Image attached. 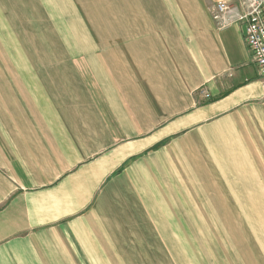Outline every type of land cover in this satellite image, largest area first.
Masks as SVG:
<instances>
[{
	"label": "crops",
	"instance_id": "1",
	"mask_svg": "<svg viewBox=\"0 0 264 264\" xmlns=\"http://www.w3.org/2000/svg\"><path fill=\"white\" fill-rule=\"evenodd\" d=\"M220 1L0 0V264H104L207 154L249 206L264 78Z\"/></svg>",
	"mask_w": 264,
	"mask_h": 264
},
{
	"label": "rangeland",
	"instance_id": "2",
	"mask_svg": "<svg viewBox=\"0 0 264 264\" xmlns=\"http://www.w3.org/2000/svg\"><path fill=\"white\" fill-rule=\"evenodd\" d=\"M199 166L198 171L190 168L180 176L179 183H170L168 189L160 191L162 195H155L156 210L147 216L150 224L138 225V232L125 233L126 238L119 240L105 233L104 239L99 240L98 249L104 253L97 255L98 261L242 264L244 257L246 263L257 264L258 253L264 247V180L258 177L253 189L245 191L249 193V206H241L238 193L225 189L224 182L211 188L209 171L215 173L217 168L209 154ZM108 245L121 247L109 255Z\"/></svg>",
	"mask_w": 264,
	"mask_h": 264
},
{
	"label": "built area",
	"instance_id": "3",
	"mask_svg": "<svg viewBox=\"0 0 264 264\" xmlns=\"http://www.w3.org/2000/svg\"><path fill=\"white\" fill-rule=\"evenodd\" d=\"M217 30L232 25L243 27L244 42L251 62L260 78H264V0H239L217 2L211 11ZM209 98L208 94L204 95Z\"/></svg>",
	"mask_w": 264,
	"mask_h": 264
}]
</instances>
